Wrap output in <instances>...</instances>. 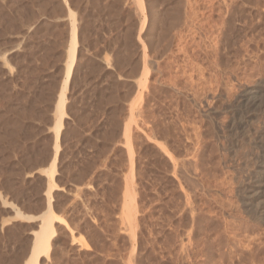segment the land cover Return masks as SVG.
<instances>
[{"label":"rangeland","instance_id":"374dc122","mask_svg":"<svg viewBox=\"0 0 264 264\" xmlns=\"http://www.w3.org/2000/svg\"><path fill=\"white\" fill-rule=\"evenodd\" d=\"M68 12L64 222L39 264H264L244 198L264 162V0H0V264L24 263L47 207Z\"/></svg>","mask_w":264,"mask_h":264},{"label":"bare ground","instance_id":"6f19581e","mask_svg":"<svg viewBox=\"0 0 264 264\" xmlns=\"http://www.w3.org/2000/svg\"><path fill=\"white\" fill-rule=\"evenodd\" d=\"M211 5V4H210ZM176 6V5H175ZM113 8V7H112ZM173 8V7H172ZM112 10V9H111ZM172 10V9H171ZM175 10V9H174ZM116 11V10H115ZM167 11V10H166ZM143 12V11H142ZM170 12V10H169ZM168 12V14H169ZM177 12V11H176ZM193 12V11H192ZM180 13V12H179ZM239 13V12H238ZM173 17V11L172 13ZM191 14V13H190ZM227 14V13H226ZM180 15V14H179ZM167 16V15H166ZM177 16V14H176ZM68 17H69V31H68V40H67V44L65 42V46L66 47V56H65V60L63 63V75H62V79L60 81V86L58 87L59 90L57 92V96H56V100H55V104H54V108H53V112H55V119L52 123V128L54 130V141H53V147H52V155L50 158V162H49V166L46 170L47 173V186L48 189L46 191L45 194V203L47 204L46 210L39 215V217L41 218V222L39 225V229L38 231L35 232L34 234V239L32 241L31 248L30 251L24 261L23 264H39V259L40 257H48L50 254V248L53 244H55L56 242V238H54L55 235V231H54V227H53V222L57 221L59 223H63L64 220L62 218H60L59 216H57L56 214H54V212L52 211L51 208V190L53 188V176L55 174V170H56V159H57V155H58V140H59V136L61 134V129L63 128V118L64 116H66V112H65V103H66V95H67V90L69 88V84H70V80L71 77L74 73V68H75V63L76 60L78 58V46H79V28L78 25L76 24V20H75V16L72 12H68ZM147 17V16H146ZM171 19H173L172 17H170ZM188 18V17H187ZM163 19V18H162ZM169 19V18H168ZM156 20V19H155ZM174 20V19H173ZM178 20V19H177ZM234 20V19H233ZM171 21V20H169ZM145 22V21H144ZM156 22V21H155ZM172 22V21H171ZM213 22V21H212ZM80 23V22H78ZM184 23V22H183ZM172 26V23H170ZM219 24V23H218ZM221 24V23H220ZM145 25V24H144ZM155 25V24H154ZM157 25V24H156ZM160 25V24H159ZM190 25V24H189ZM216 25V24H215ZM153 26V25H152ZM151 26V27H152ZM162 26V23H161ZM210 26V25H209ZM166 27V26H165ZM189 27V26H188ZM142 28V27H141ZM164 29V28H163ZM215 29V28H214ZM79 30V31H78ZM151 30V28H150ZM149 30V31H150ZM165 30V29H164ZM194 30V29H193ZM208 30V29H207ZM212 30V29H210ZM148 31V30H147ZM169 31V30H168ZM83 32V31H82ZM81 32V33H82ZM158 32V31H157ZM162 32V31H161ZM149 32H147L146 34H148ZM190 33V32H189ZM130 33H128L129 35ZM150 34V33H149ZM148 34V35H149ZM168 34V33H167ZM83 35V34H82ZM127 35V36H128ZM131 35V34H130ZM144 35V34H143ZM159 35V34H157ZM156 35V36H157ZM164 35V34H163ZM126 36V34H125ZM126 36V37H127ZM147 36V35H146ZM145 36V37H146ZM195 36V35H194ZM208 36V35H207ZM131 37V36H130ZM148 37V36H147ZM159 37V36H158ZM157 37V38H158ZM201 37V36H200ZM220 37V36H219ZM164 38V37H163ZM81 39V38H80ZM144 39V37H143ZM146 39V38H145ZM151 39V38H150ZM162 39V38H160ZM202 39V38H201ZM87 40V39H86ZM128 40V39H127ZM189 40V39H188ZM152 41V40H151ZM148 41V42H151ZM154 41V40H153ZM162 41V40H161ZM192 41V40H191ZM204 41V40H203ZM56 42V41H55ZM54 42V43H55ZM61 42V41H60ZM59 42V43H60ZM81 42V41H80ZM128 42V41H127ZM82 43V42H81ZM157 43V42H156ZM204 43V42H203ZM214 43V42H213ZM62 44V43H61ZM83 44V43H82ZM216 44V43H215ZM57 45V43H56ZM240 45V44H239ZM159 46V45H158ZM205 46V45H204ZM246 46V45H245ZM256 46V45H255ZM62 47V46H61ZM150 47V46H149ZM154 47V46H153ZM214 47V46H213ZM219 48V47H218ZM240 48V47H239ZM245 48V47H244ZM81 49V48H80ZM146 49V48H144ZM153 49V48H151ZM248 49V48H246ZM257 49V48H256ZM168 50V49H167ZM214 50V48H213ZM145 51V50H144ZM164 51V50H163ZM162 51V52H163ZM169 51V50H168ZM167 51V52H168ZM206 51V49H205ZM81 52V51H80ZM151 52V51H150ZM158 51H156L155 53H157ZM165 52V51H164ZM203 52V51H202ZM221 52V51H220ZM245 53V52H244ZM243 53V54H244ZM175 54V53H174ZM160 55V54H159ZM247 55V54H246ZM155 56V55H154ZM258 56V55H257ZM163 57V56H162ZM194 57V56H193ZM244 57V55H243ZM188 58V57H187ZM119 59V57H118ZM157 59V58H156ZM211 59V58H210ZM122 60V59H121ZM187 60V59H186ZM213 60V59H212ZM124 61V60H123ZM121 61V62H123ZM217 61V60H216ZM120 62V63H121ZM217 63V62H216ZM215 63V64H216ZM156 64V63H155ZM77 65V64H76ZM118 65V64H116ZM120 65V64H119ZM188 65V64H187ZM214 65V64H213ZM219 65V64H218ZM187 67V66H186ZM232 68V67H231ZM232 70V69H231ZM146 71V70H144ZM232 72V71H231ZM177 82V81H176ZM219 82V81H218ZM219 84V83H218ZM138 85H140V81L138 82ZM71 86V85H70ZM177 89V88H176ZM70 93V92H69ZM256 99V98H255ZM259 99V98H258ZM245 101V100H244ZM247 103V101H246ZM258 104V103H257ZM254 105V104H253ZM244 106V105H243ZM252 106V105H251ZM248 107V106H246ZM252 107H250L249 109H247L248 111H246V113H250V109ZM242 109V108H241ZM244 114V112L242 113ZM246 114V115H247ZM242 116V115H241ZM244 116V115H243ZM242 116V117H243ZM240 121V120H239ZM160 122V121H159ZM14 128V127H13ZM15 131V130H14ZM127 128L125 127L124 130V136H127ZM184 131V130H183ZM13 133V132H11ZM62 138V137H61ZM128 140V138H126ZM131 140V139H129ZM130 146V145H129ZM165 147V146H164ZM129 150V151H128ZM127 150V153L129 154V158L131 160V150L130 147ZM134 151V149H133ZM169 151V150H168ZM167 156V155H166ZM168 158V156H167ZM133 160V159H132ZM181 170V169H180ZM192 185V184H191ZM193 186V185H192ZM264 162H262L260 170L258 172V174L256 175V177L254 178L251 186L248 188V191L246 192L244 198H245V204L248 206V208L250 207L251 209L253 208H257V211L262 212L264 211ZM128 201H127V207H126V217L128 218V220L130 221L131 218V206L132 203L134 202L133 197H131L130 195H127ZM188 203V202H187ZM46 206V205H45ZM14 216L18 217V218H25V219H33L35 217L31 216V215H25L23 213H21L19 210H15L14 212ZM122 213V212H121ZM123 215V214H122ZM264 215V214H263ZM121 219V218H120ZM123 219V218H122ZM125 221V220H124ZM132 223V222H131ZM197 226V225H196ZM130 229V228H129ZM131 231V230H130ZM131 233V232H130ZM55 242V243H54ZM73 242V241H72ZM134 248V247H133ZM134 252V250H133ZM133 258V257H132Z\"/></svg>","mask_w":264,"mask_h":264}]
</instances>
